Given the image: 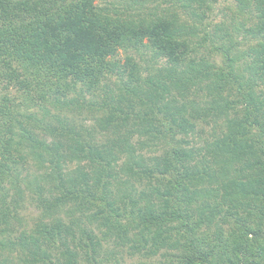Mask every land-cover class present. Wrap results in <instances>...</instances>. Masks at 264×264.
<instances>
[{
  "label": "trees",
  "instance_id": "16d2710c",
  "mask_svg": "<svg viewBox=\"0 0 264 264\" xmlns=\"http://www.w3.org/2000/svg\"><path fill=\"white\" fill-rule=\"evenodd\" d=\"M216 1L0 0V264H264V0L210 32ZM147 50L170 65L132 78Z\"/></svg>",
  "mask_w": 264,
  "mask_h": 264
},
{
  "label": "rangeland",
  "instance_id": "374dc122",
  "mask_svg": "<svg viewBox=\"0 0 264 264\" xmlns=\"http://www.w3.org/2000/svg\"><path fill=\"white\" fill-rule=\"evenodd\" d=\"M116 1H119V0H116ZM214 5H215L214 9L211 11V13H209L211 25L208 26V29L210 30V32H212L213 28L215 27V24H218V22L221 21V15L222 14L228 20V22L230 20V17H229L230 15L235 16L237 14L238 1L237 0H217ZM219 12H221V13H219ZM251 12H253V11H251ZM209 17H208V19H209ZM236 20H238V18L235 19L234 21H236ZM229 25H231L230 22H229ZM232 34L234 35V38L232 41L234 42V46H236L237 48H241V49L244 48L246 45L245 40L249 39V40L254 41L253 37H248L247 35H246L247 37H244L245 33L243 31H240L238 34H234V33H232ZM212 38H213L212 39L213 45H220V37L219 36H214ZM208 41H209V39H208ZM200 50H201V52H205L207 49L204 48V50L203 49H200ZM118 52H119L118 57H120V59L123 60L124 51L119 50ZM130 53L133 54L134 60L138 64V67H139V70H137V72H136L137 74H134L132 76V78H136V76H138L140 79L146 78L147 76H149L151 74L152 75L156 74V72H155L156 69L165 68V67H168L170 65V63L165 58L156 57L150 50L145 51V53L141 56V58H140L139 54H135L133 51H130ZM216 60H217L216 61L217 63H219V64L221 63L222 58L220 56V52H216ZM124 77L129 78V75H125ZM12 90L13 89H10L8 91L11 93V95H15L16 92L12 91ZM85 94H86V96H88V94L86 92H85ZM230 98H231V96H230ZM31 110H33V109H31ZM191 121L194 123L195 130L197 131V129L203 128L204 133H202V136H204V138L205 137L208 138L206 141H202L199 138H198V140L195 139V142H198L200 140L201 141L198 143H194V141L191 139L190 135L188 137H186L190 140V142H193V144L196 147H198L200 145H205L206 142L210 143L214 138V136L211 135V133L212 134L217 133V132H215V131H218L217 128H219V129L222 128L225 131L224 118H219L218 121H216L210 115L209 116L202 115L201 117L196 118V119L191 120ZM188 134H190V132ZM218 135H219V133L216 134V136H218ZM24 174H25V172L22 171L21 175H24ZM7 180H8L7 177H4V180L2 181L1 184L4 187H6L7 189H9V181H7ZM12 194H13V192H12V189L10 188L7 200L10 199ZM22 204H23V207L19 211V216L22 219L21 222L25 223V225L18 228L17 222L15 220L11 219L9 226H11V227L14 226L16 229L18 228L17 230H19V231L21 229L26 231L27 230L26 224L28 225V227H31V226H33V224H35V222L38 219H40V217H41L40 213L42 212V209L39 206L37 199H34V197L33 198L30 197V195H26V192L24 194ZM44 220L46 222L48 221L47 219H44ZM23 227H25V228H23ZM13 237L15 238V236H13ZM100 248H101V250H99L100 253L97 257L103 259L104 255L109 250H114V252H115L114 254H116V256H118L120 258L118 264H141V263L147 264L149 262L148 259H146L142 254L135 253L134 255H131L129 253L130 249L127 247L122 248L123 250L118 249V248L114 249L113 244L106 243L105 241H102ZM21 256H23V255L21 254ZM2 259H4L5 262H7V261L12 262V260L18 261L17 260L18 259V253L15 251H12V250L11 251H6V250L1 251L0 250V260H2ZM103 263H105L104 260H103Z\"/></svg>",
  "mask_w": 264,
  "mask_h": 264
}]
</instances>
